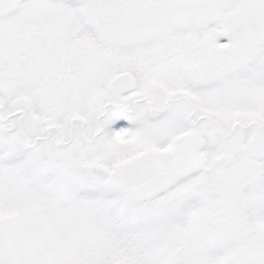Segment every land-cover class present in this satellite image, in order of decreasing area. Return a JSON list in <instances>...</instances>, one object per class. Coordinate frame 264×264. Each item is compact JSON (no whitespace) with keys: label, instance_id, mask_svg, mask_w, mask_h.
<instances>
[{"label":"snow or ice","instance_id":"1","mask_svg":"<svg viewBox=\"0 0 264 264\" xmlns=\"http://www.w3.org/2000/svg\"><path fill=\"white\" fill-rule=\"evenodd\" d=\"M0 264H264V0H0Z\"/></svg>","mask_w":264,"mask_h":264}]
</instances>
